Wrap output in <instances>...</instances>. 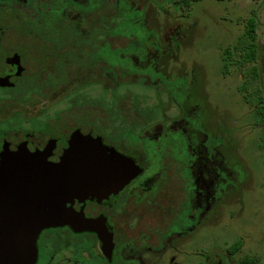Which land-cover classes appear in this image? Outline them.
I'll return each mask as SVG.
<instances>
[{
    "label": "rangeland",
    "instance_id": "374dc122",
    "mask_svg": "<svg viewBox=\"0 0 264 264\" xmlns=\"http://www.w3.org/2000/svg\"><path fill=\"white\" fill-rule=\"evenodd\" d=\"M74 1L89 13L101 0ZM112 5V21L126 19L128 30L117 32V82L145 70L159 92L143 84L117 91L118 100L126 99L134 110L133 127L127 120L121 125L113 113L120 102H110V92L99 87L81 89L83 102L60 108L69 104L73 118L86 114L92 120L96 113L103 125L112 119L115 128L127 129L132 145L141 147L136 160L146 155L154 163L134 182L135 196L155 190L165 176L162 161L170 156L185 164L190 189L163 244L152 248L143 239L139 243L150 249L128 248V257H140L136 264H242L244 258L264 264V127L241 90L238 56L225 65V49L236 44L255 11L264 92V0H200L186 10L174 0H113ZM111 55L107 51L108 63ZM140 119L153 123L142 129ZM237 240L242 246L230 255L228 246Z\"/></svg>",
    "mask_w": 264,
    "mask_h": 264
},
{
    "label": "flooded vegetation",
    "instance_id": "af4514ba",
    "mask_svg": "<svg viewBox=\"0 0 264 264\" xmlns=\"http://www.w3.org/2000/svg\"><path fill=\"white\" fill-rule=\"evenodd\" d=\"M112 4L113 0L109 5L101 0L87 13L74 0H0V162L2 153L22 148H51L49 159L57 161L73 131L80 129L100 136L105 145L143 169L116 192L68 203L87 219L104 224L81 230L71 225L43 229L34 264H136L141 258H129L128 248L142 252L150 249L149 243L157 248L177 226V164L184 163L175 156H170L172 161L165 158V176L155 190L137 197L134 182L154 163L146 155L136 160L135 151L141 147L132 145L127 129L115 128L112 119L103 125L96 113L92 120L86 114L70 115V102H83L80 91L86 87H99L104 93L107 88L110 102L116 100L118 36ZM102 8L112 16L110 32H100L97 26ZM107 51L113 54L109 63ZM65 103L68 106L60 108ZM106 233L112 236L111 250L101 241ZM143 239L147 247L139 243Z\"/></svg>",
    "mask_w": 264,
    "mask_h": 264
},
{
    "label": "water",
    "instance_id": "95a60500",
    "mask_svg": "<svg viewBox=\"0 0 264 264\" xmlns=\"http://www.w3.org/2000/svg\"><path fill=\"white\" fill-rule=\"evenodd\" d=\"M51 153V148L2 153L0 264H34L37 238L45 228L71 225L81 230L103 225L104 220L87 219L68 203L107 196L143 171L133 158L80 129L73 131L59 160H50ZM101 241L106 249H112L110 234H103Z\"/></svg>",
    "mask_w": 264,
    "mask_h": 264
},
{
    "label": "trees",
    "instance_id": "16d2710c",
    "mask_svg": "<svg viewBox=\"0 0 264 264\" xmlns=\"http://www.w3.org/2000/svg\"><path fill=\"white\" fill-rule=\"evenodd\" d=\"M200 1V0H174L175 4H178L181 8L184 10L190 9L194 2ZM117 17L119 15V9L116 10ZM106 14V19L104 18ZM113 16V15H112ZM109 14V10H106L105 8L101 9L100 16L97 17L99 19V23L97 24L100 32H110L111 30V22L110 18L112 17ZM116 17V19H117ZM121 18V16H119ZM126 19H121L119 22L116 20L115 26H116V32L126 34L128 32L126 25L124 24V21ZM259 23L258 19L255 15V11H253V14L248 17L245 29L242 33V35L238 38V41L236 44L231 48L225 49V56H226V63L225 65L228 66L230 64V61L236 60L239 61L240 67H243V85L241 86V90L244 93V98L248 103H250L255 108V114L259 117V121L261 122L262 126L264 127V92L260 85V68L257 64L258 61V51H259V45H258V39H259ZM126 49V45L123 44V47L121 48V52ZM118 50V49H117ZM119 53V54H120ZM238 56V57H237ZM237 57V58H236ZM145 70L141 72H133L130 74L132 76V79L130 80H124L117 83V87L114 89V96L116 98V101L119 99L117 96V91L120 88H127L129 85H145L149 88H154L155 91L159 87L155 86L157 83L153 82L150 78V74L147 72H144ZM105 91H110L107 88H103ZM113 91V90H112ZM159 92V89L157 90ZM123 101L118 100L120 103V107L117 105V107L114 108L113 113L119 119H121V125L125 124V121L128 122L130 127L134 126V122L132 119L136 116H134V110L131 107H128L125 103L126 99L122 98ZM115 105L117 103H114ZM119 107V108H118ZM141 120L142 129H145V127L148 125H151L153 121L151 122H142ZM262 145L264 147V135L262 137ZM172 159V158H171ZM185 164H177V221L180 218L182 214V207H183V201L187 198L189 194V187L186 184L187 180L185 178ZM242 246V241L237 240L230 246H228L227 252L231 255L239 251L240 247ZM242 264H258V261L256 258H244L242 260Z\"/></svg>",
    "mask_w": 264,
    "mask_h": 264
}]
</instances>
